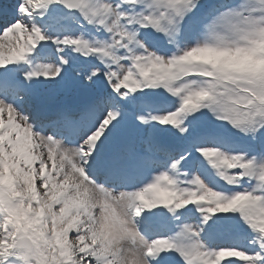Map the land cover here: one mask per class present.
Here are the masks:
<instances>
[{
    "label": "snow or ice",
    "instance_id": "1",
    "mask_svg": "<svg viewBox=\"0 0 264 264\" xmlns=\"http://www.w3.org/2000/svg\"><path fill=\"white\" fill-rule=\"evenodd\" d=\"M0 264H264V0H0Z\"/></svg>",
    "mask_w": 264,
    "mask_h": 264
}]
</instances>
